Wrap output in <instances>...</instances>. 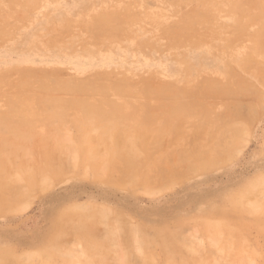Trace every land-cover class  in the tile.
Returning a JSON list of instances; mask_svg holds the SVG:
<instances>
[{
	"label": "rangeland",
	"instance_id": "obj_1",
	"mask_svg": "<svg viewBox=\"0 0 264 264\" xmlns=\"http://www.w3.org/2000/svg\"><path fill=\"white\" fill-rule=\"evenodd\" d=\"M260 43L264 0H0V264H264Z\"/></svg>",
	"mask_w": 264,
	"mask_h": 264
},
{
	"label": "bare ground",
	"instance_id": "obj_2",
	"mask_svg": "<svg viewBox=\"0 0 264 264\" xmlns=\"http://www.w3.org/2000/svg\"><path fill=\"white\" fill-rule=\"evenodd\" d=\"M98 1H96V3H97ZM23 11V10H22ZM23 13V12H22ZM101 18H103V19H105V20H108L109 18H110V16L109 15H105V16H103V17H101ZM101 29V28H100ZM262 33H263V31H261L260 33H258V35L257 36H259V35H262ZM260 49H264V47H263V45L260 43V47H259ZM257 52V51H256ZM255 52V53H256ZM50 55V54H49ZM140 56V55H139ZM257 57V56H256ZM72 60V59H71ZM103 62V61H102ZM137 62V61H136ZM238 65V64H237ZM257 70H259V69H257ZM260 71V70H259ZM238 74V73H237ZM260 74V73H259ZM47 75H48V73H47ZM48 77V76H47ZM22 79H24V81L22 82V83H20V84H26L27 83V77L26 76H23L22 77ZM22 79H21V81H22ZM213 80V79H212ZM20 81V82H21ZM243 81V80H242ZM206 82V81H205ZM244 83V82H243ZM218 84H219V81H218ZM247 84V83H246ZM234 85V84H233ZM235 86V85H234ZM239 86V85H238ZM244 86H245V84H244ZM251 86V85H250ZM253 86V85H252ZM254 86H255V84H254ZM253 86V87H254ZM232 87V86H231ZM249 87V86H248ZM112 88H114V90L116 91V92H118V93H123V92H129V91H126L124 88H123V86H122V84H119V85H116V86H113ZM240 88H242V87H240ZM239 88V89H240ZM245 88V87H244ZM244 88H243V91H241V92H246L247 93V91H244ZM89 89V88H88ZM60 90V89H59ZM63 90V89H62ZM250 90V89H249ZM251 90H253V89H251ZM103 91H106V88H104L103 89ZM210 91V90H209ZM209 91L207 90V89H203V90H201L200 91V93H202V94H207V93H209ZM224 91H230V90H227V89H224ZM143 92V91H142ZM149 92V91H148ZM155 92H157V93H161V94H165V93H171V92H176L175 94H180V93H182L183 91H173L172 89H171V87L170 86H168L167 88L166 87H161V86H159V88H158V90L156 91L155 90ZM216 92V91H215ZM214 92V93H215ZM236 92V91H235ZM249 92V91H248ZM222 93H224V92H222ZM237 93V92H236ZM83 94V93H82ZM238 94H240V91L238 92ZM86 95H88V94H86ZM196 97H198V96H196ZM214 102V101H213ZM87 104V103H86ZM194 105H195V103H194ZM113 106H115V105H113ZM233 107V106H232ZM116 108H117V106H116ZM160 108V107H159ZM53 110V109H52ZM111 117V116H110ZM237 120V119H236ZM28 121V120H27ZM8 122V121H7ZM23 123H26L25 121L23 122ZM32 123V122H31ZM30 123V121L29 122H27V125H29V124H31ZM1 126V125H0ZM232 125H230V127H231ZM6 127V126H5ZM225 127V126H224ZM233 127V126H232ZM2 128H4L3 126H2ZM203 129H205V127L203 128ZM2 130V129H1ZM141 130V129H140ZM3 133V132H2ZM142 134H145V133H142ZM142 134H140L142 137H144V135H142ZM222 134V133H221ZM122 136V135H121ZM146 136V135H145ZM126 137V136H125ZM233 137V136H232ZM124 138V137H123ZM193 138V137H192ZM230 138H231V136H230ZM230 138H225V140L226 139H228V140H230ZM126 139V138H125ZM232 141H234L233 139H231ZM238 140V139H237ZM224 142V141H223ZM228 143L230 144V143H232L231 141H228ZM228 144V146H233V144H231V145H229ZM236 145V144H235ZM116 148H117V150L113 153V154H115V155H118V156H123V157H126V159L124 160V163H125V166H126V168H125V173L127 174V175H130V177H129V179H131V180H133V181H137L138 180V174H139V172L142 170L141 169V164H143V162H142V160H140L139 159V155H140V151L138 150V147H139V144H136V143H133V142H125V143H120L119 144V146L117 147L116 145H114ZM113 146V147H114ZM121 146V147H120ZM124 146H128L129 148H130V150H127V151H125L124 150ZM228 146L226 147V148H228ZM128 148V149H129ZM161 148V147H160ZM230 148V150H231V147H229ZM162 149V148H161ZM225 149V148H224ZM209 150H210V148H209ZM208 150V151H209ZM223 152V151H222ZM230 152V151H229ZM112 153V152H111ZM220 153V152H219ZM226 153V152H225ZM110 155V154H109ZM183 156V155H182ZM189 158V157H188ZM188 158H187V161H188ZM202 158V157H201ZM186 161V160H185ZM178 162H179V160H178ZM187 163V162H186ZM167 164H168V162H167ZM168 166V165H167ZM166 167V166H165ZM197 167V166H196ZM169 168H171L170 167V165H169ZM174 168V167H173ZM193 168V167H192ZM38 170L40 169V168H37ZM162 169V168H161ZM195 169V168H194ZM10 170L11 169H3V162H1L0 163V171L2 172V173H0L2 176H3V179L2 180H0V190L2 191V190H4V189H6V187L8 188L9 187V185L4 181V179H5V177H9V172H10ZM168 170V169H167ZM162 173V172H161ZM30 174V173H29ZM30 175H32V174H30ZM32 176H34V175H32ZM20 178V177H19ZM17 179V178H16ZM25 188V187H24ZM27 193V192H26ZM26 195V194H25ZM83 227V226H82ZM84 227H85V225H84ZM106 228H107V226H106ZM115 231V230H114ZM111 232V231H110ZM117 232V231H116ZM93 234V233H92ZM110 234V233H109ZM114 234V233H113ZM90 237V236H89ZM110 237V236H109ZM115 237H117V236H115ZM158 237V236H157ZM114 238V237H113ZM108 239V238H107ZM137 239V241L139 242V248H138V250H139V254H140V256H141V258H142V262H141V264H156L155 263V255H153V253L152 252H147V250H145V252L144 251H142V250H144V249H147L148 248V246H150L151 245V241L149 240V239H144V238H141V239H139V238H136ZM135 239V240H136ZM132 240V239H131ZM129 241V240H128ZM208 241V240H207ZM162 242V244H163V249H164V251H165V253L167 254V256H166V261H165V263L164 264H174V263H180V264H206V262H204V261H202V260H200V259H189V258H187V257H184V256H181V255H178L179 253H178V251L179 250H181L182 248H181V244H180V241H179V239H178V237L177 238H175V239H173V240H168V239H166V240H162L161 241ZM127 244V243H126ZM126 246V245H125ZM131 248V247H130ZM235 248V247H234ZM129 249V248H128ZM121 250V249H120ZM119 250V251H120ZM121 251H123V250H121ZM133 251V250H132ZM134 252V251H133ZM213 257V256H212ZM69 258V257H68ZM214 258V257H213ZM122 259V258H121ZM132 259V258H131ZM123 260V259H122ZM118 261V260H117ZM128 261V260H127ZM245 261V260H244ZM128 263V262H127ZM214 263H215V261H214ZM216 264H220V263H218V262H216ZM229 264V263H228ZM246 264H247V262H246ZM249 264V263H248Z\"/></svg>",
	"mask_w": 264,
	"mask_h": 264
}]
</instances>
